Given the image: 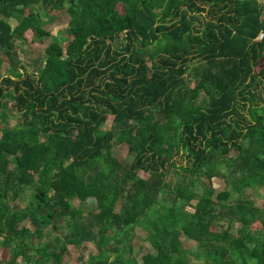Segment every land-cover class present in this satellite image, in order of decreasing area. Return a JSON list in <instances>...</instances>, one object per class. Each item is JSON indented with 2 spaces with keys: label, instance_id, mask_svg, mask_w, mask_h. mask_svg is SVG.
<instances>
[{
  "label": "trees",
  "instance_id": "1",
  "mask_svg": "<svg viewBox=\"0 0 264 264\" xmlns=\"http://www.w3.org/2000/svg\"><path fill=\"white\" fill-rule=\"evenodd\" d=\"M64 9L70 41L28 72L20 48ZM259 189L263 0H0L1 264H264Z\"/></svg>",
  "mask_w": 264,
  "mask_h": 264
},
{
  "label": "rangeland",
  "instance_id": "2",
  "mask_svg": "<svg viewBox=\"0 0 264 264\" xmlns=\"http://www.w3.org/2000/svg\"><path fill=\"white\" fill-rule=\"evenodd\" d=\"M259 2L262 0H258ZM201 7H204L205 9H208L207 5L202 4L201 2H197ZM264 3V0H263ZM42 21L44 23V29L47 31L48 36H45L38 44L32 46L29 50L26 49V46H23L20 48V56L25 61L26 69L28 72L31 73H38L44 64V55H43V49L46 46L47 43L56 41L60 43L61 47L65 48L68 42L70 41V36L67 33V23H68V15L64 10L60 12H55L53 14H50L48 17L43 16ZM13 25V23H11ZM197 65L196 61L192 63V66ZM4 70L7 69L6 66L3 67ZM205 98H201L199 103L200 105H204L206 103ZM3 109H5L8 112L9 115V120L10 123H14V115H16L12 110H11V105L10 102L5 101L3 102ZM111 117H108L106 122L100 126L98 129V134L103 135L105 131L109 130L111 127ZM119 127H116L113 129V131H117ZM114 153H118L119 155L123 156L126 158L128 162H131L132 157L128 155L126 152L125 147H116L114 148ZM172 177V176H171ZM214 185L216 186L217 190L220 191L223 188L224 182L218 179L214 180ZM255 195V200L258 202L259 205L263 204V194L264 190L259 189L254 191ZM32 191L29 188H23L22 195L20 197L21 204L25 205L29 201V197L31 195ZM78 207L79 204H76ZM95 207V201L93 198L87 199L82 205L81 208L85 211L92 209ZM152 211V210H151ZM54 234H50L46 236L47 239H52ZM134 240H133V251L131 253V256L137 257V255L140 253V247L143 249L146 243V236L147 233L145 230L141 228H136L134 230ZM258 240V239H257ZM264 240V238H263ZM98 241V238L95 237L93 234L89 238V242L87 241V245H89L88 250L85 254L84 260L88 259L89 255H96L94 244ZM180 241H181V247L191 253L196 252V243L193 242L192 240L186 239L184 236H180ZM259 241V240H258ZM130 254L128 250L124 251V256L128 257ZM68 261L70 264H76L75 262V250L73 248H70V251H68L65 256H64V261ZM1 264V261H0ZM194 264H199V262H195Z\"/></svg>",
  "mask_w": 264,
  "mask_h": 264
},
{
  "label": "built area",
  "instance_id": "3",
  "mask_svg": "<svg viewBox=\"0 0 264 264\" xmlns=\"http://www.w3.org/2000/svg\"><path fill=\"white\" fill-rule=\"evenodd\" d=\"M95 201V200H94Z\"/></svg>",
  "mask_w": 264,
  "mask_h": 264
}]
</instances>
